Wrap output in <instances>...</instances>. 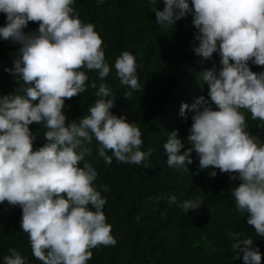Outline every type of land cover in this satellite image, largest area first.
<instances>
[{"label": "clouds", "instance_id": "9594fccd", "mask_svg": "<svg viewBox=\"0 0 264 264\" xmlns=\"http://www.w3.org/2000/svg\"><path fill=\"white\" fill-rule=\"evenodd\" d=\"M102 3L103 0H98ZM74 0H0V13L7 23L0 37L19 44L14 69H6L16 84L14 93L0 96V204L5 201L22 210L21 229L27 234L32 255L42 264H87L92 249L115 246L103 208L106 199L93 182L96 168L86 157L97 155L106 164L141 165L151 155L141 151L140 128L111 111L115 107L111 89L102 81L111 68L105 61L103 40L92 23H84L72 7ZM149 0L156 23L169 29L191 14L197 30L196 55L220 56V67L200 74L207 85V98L191 107L194 114L185 143L177 130L163 144L167 166L187 170L195 151L199 167L234 174L241 183L231 190L236 211L247 214V224L256 236L264 237V140L247 130L242 110L264 127V71L253 72L249 62L264 66V0H163V10ZM29 22L38 30L25 33ZM116 76L123 85L143 92L136 57L129 51L116 58ZM82 69L98 73L90 87L98 99L78 121L67 122L65 100L86 90L89 76ZM131 92H125L129 98ZM38 101V103H37ZM189 105L182 104L184 115ZM43 126L45 143L34 149L35 137L29 125ZM111 151L112 155L107 153ZM83 163L81 167L80 164ZM216 172H210L215 177ZM99 188L107 192L106 185ZM169 197V206L176 203ZM203 204L199 198L185 199L187 212ZM94 209V210H93ZM234 253H243L244 264H261L262 254L253 239L241 232L227 231ZM206 239V237H205ZM3 264H28L15 248L8 249Z\"/></svg>", "mask_w": 264, "mask_h": 264}, {"label": "trees", "instance_id": "16d2710c", "mask_svg": "<svg viewBox=\"0 0 264 264\" xmlns=\"http://www.w3.org/2000/svg\"><path fill=\"white\" fill-rule=\"evenodd\" d=\"M72 7L82 22L95 26L103 40L105 61L111 71L102 82L111 89L113 95L109 98L115 99L111 111L140 128L141 151L152 150L141 165L117 163L114 157L111 164H106L98 157V144L93 139L92 155L86 159L98 172L93 184L106 199L103 212L117 243L92 249L87 264H244L243 253L233 259L227 231L241 232L238 240L252 238L264 264V237L256 236L255 229L247 224V214L235 208L231 190L241 183L239 178L233 179L234 174L212 167L201 169L195 151L191 153L193 162L186 164L187 170L170 168L166 163L163 144L170 132L177 130L184 140L181 154L190 147L186 138L195 111L191 106L200 97L207 98V85L200 74L220 67L218 53L210 59L195 54L194 45L198 46L199 41L195 40L197 30L192 27V15L165 30L156 23L149 0H74ZM155 7L163 10V0H158ZM6 23V15L0 13V27ZM38 27L37 22H29L24 31L31 33ZM19 47L0 37V96L14 93L23 83L16 84L20 78L6 71L14 69ZM124 51L136 57L142 93L123 85L116 76L114 64ZM249 67L253 72L264 71V66L251 62ZM82 70L89 81L84 93L65 100L63 111L68 123L87 114L98 99V89L90 87L93 79L97 85L101 82L98 73ZM125 92L132 94L127 98ZM182 104L189 105L184 115L180 114ZM242 112L247 130L264 140L260 121H253L250 112ZM29 128L35 137L33 147L38 149L45 143L46 129L35 123ZM107 154L112 155L111 151ZM212 171L217 173L215 177L210 176ZM101 184L107 186V192L99 188ZM171 196H176L177 201L169 206ZM196 198L203 203L196 210L184 212L179 206L185 199ZM21 216L19 206L6 201L0 204V264L9 248L17 249L28 264H42L32 255L27 234L21 229Z\"/></svg>", "mask_w": 264, "mask_h": 264}]
</instances>
